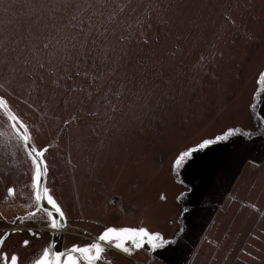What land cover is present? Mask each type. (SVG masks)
Wrapping results in <instances>:
<instances>
[{"label": "rangeland", "instance_id": "374dc122", "mask_svg": "<svg viewBox=\"0 0 264 264\" xmlns=\"http://www.w3.org/2000/svg\"><path fill=\"white\" fill-rule=\"evenodd\" d=\"M260 73L264 0H0V97L20 136L26 126L48 148L65 247L109 227L177 239L156 250L142 241L131 255L105 245L97 264H264ZM12 123L0 103V228L17 230L5 250L31 264L56 230ZM229 128L251 135L173 170Z\"/></svg>", "mask_w": 264, "mask_h": 264}, {"label": "snow or ice", "instance_id": "6c2138e0", "mask_svg": "<svg viewBox=\"0 0 264 264\" xmlns=\"http://www.w3.org/2000/svg\"><path fill=\"white\" fill-rule=\"evenodd\" d=\"M264 83V73H260L258 78V84ZM0 103L5 104L3 97H0ZM9 116L12 118V127L17 132V135L20 136L18 125L21 124V121L18 117L14 116L10 109L8 110ZM264 127V124L261 125ZM24 127V135L20 136V139L23 141L24 150L27 153V156L31 158V162L34 166L33 174V183L32 187L37 189L36 192V201L39 204L41 200H46L48 204L52 205L58 215H53V212L49 209H43L46 212L48 220L46 221L50 228L58 230L63 227L64 213L61 211L60 207L56 204L53 197L49 194V189L44 187L42 192L39 190L42 184L44 172L46 171L45 166L42 163V158L44 153L48 150L47 147L37 150L36 147L31 143V136L28 133L26 126ZM251 135V133H245L240 128H229L222 135L215 136L213 139L205 140L202 143L198 144L194 148L187 149L181 152L173 162V170H178L187 164L194 156L196 152L204 151L210 146L222 142L228 141L234 135ZM9 196L14 194L12 188L8 189ZM161 199H166L163 195ZM42 208V206H41ZM41 209H38L39 211ZM185 212L187 209L184 210ZM37 215V212L28 213L29 218H34ZM183 232V229H180L177 233V236ZM147 241L151 245L152 250L163 249L167 246L177 243V239H168L165 238L159 232H150L146 228H114L109 227L105 229L103 233L97 238L95 242L86 246V247H77L74 246L72 249L67 250L66 252H61L59 254H54L51 248H45L42 252L41 257L34 262V264H79V259L83 257L87 260L88 264H97L101 260L102 253L105 251V245H114L115 248L122 250L124 253L131 255L133 248H142L144 243L142 241ZM4 241L0 239V244ZM23 244L25 246L29 245L28 240H24ZM76 254H79L78 256ZM7 259V257H3ZM11 264H19V258L17 255L11 256Z\"/></svg>", "mask_w": 264, "mask_h": 264}, {"label": "flooded vegetation", "instance_id": "af4514ba", "mask_svg": "<svg viewBox=\"0 0 264 264\" xmlns=\"http://www.w3.org/2000/svg\"><path fill=\"white\" fill-rule=\"evenodd\" d=\"M64 224H66V218H65V215H64ZM1 230H2V233H1V235H0V239H2L5 235H6V237H5V240H4V242L2 243V244H0V261L2 262V263H4V264H11V256L12 255H17L18 256V258H19V264H21V260H20V255L19 254H17V253H9L7 250H5V245H6V242H7V240H8V238L10 237V235H11V233H13V232H16L17 230L16 229H11V228H0ZM29 230H31L32 231V234H34V230L33 229H29ZM35 235V234H34ZM40 235V234H39ZM39 235H37V236H39ZM54 235V234H53ZM52 235V236H53ZM65 236L63 235V237L61 238V242H62V248L64 249V250H70V249H72L74 246H77V247H86V246H88V245H90V244H92V243H90L89 242V244L88 243H82V245H73V247L72 248H67V247H65ZM29 241V240H28ZM30 242V241H29ZM95 242V241H94ZM52 243H53V241H52ZM52 243H51V246H50V248L53 250V248H52ZM42 255V254H41ZM41 255L39 256V257H37L36 259H35V261H37L40 257H41ZM77 256L79 255V254H76ZM7 257V259H3V257ZM82 262H81V261ZM80 260H79V262H81L82 264H88V262H87V260L86 259H84L83 257H81L80 258ZM34 261V262H35ZM34 262L33 263H31V264H34ZM99 262V261H98Z\"/></svg>", "mask_w": 264, "mask_h": 264}, {"label": "water", "instance_id": "95a60500", "mask_svg": "<svg viewBox=\"0 0 264 264\" xmlns=\"http://www.w3.org/2000/svg\"><path fill=\"white\" fill-rule=\"evenodd\" d=\"M2 105L5 107V104L2 103ZM6 111L8 112V110L10 109L9 106L5 107ZM11 113L14 115L13 111L10 109ZM15 116V115H14ZM32 143V140H31ZM33 144V143H32ZM38 150V149H37ZM42 163L45 166V162L42 158ZM46 168V166H45ZM46 176H47V171L44 172V176H43V180H42V184L40 186V191L42 192V189L44 187H46ZM40 206H42L43 209H49L53 212V215H58L55 211V209L52 207V205L48 204V202L46 200H41L39 202ZM64 224V221H63ZM61 228H59L58 230H56L55 234H54V241L52 244V248H53V253L54 254H59L61 252H66L63 248H62V242H61V238L63 237L62 234H60ZM6 235L2 238V240H5Z\"/></svg>", "mask_w": 264, "mask_h": 264}, {"label": "bare ground", "instance_id": "6f19581e", "mask_svg": "<svg viewBox=\"0 0 264 264\" xmlns=\"http://www.w3.org/2000/svg\"><path fill=\"white\" fill-rule=\"evenodd\" d=\"M60 234H63V230L60 231ZM63 236V235H62Z\"/></svg>", "mask_w": 264, "mask_h": 264}, {"label": "trees", "instance_id": "16d2710c", "mask_svg": "<svg viewBox=\"0 0 264 264\" xmlns=\"http://www.w3.org/2000/svg\"><path fill=\"white\" fill-rule=\"evenodd\" d=\"M261 92H263V89L261 90ZM262 94V93H261Z\"/></svg>", "mask_w": 264, "mask_h": 264}]
</instances>
